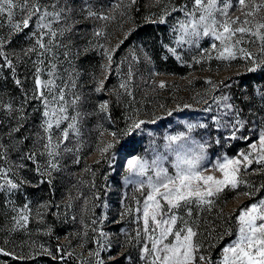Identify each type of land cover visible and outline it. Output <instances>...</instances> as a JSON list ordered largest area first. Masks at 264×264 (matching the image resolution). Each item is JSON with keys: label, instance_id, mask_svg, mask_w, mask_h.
Returning <instances> with one entry per match:
<instances>
[{"label": "snow or ice", "instance_id": "1", "mask_svg": "<svg viewBox=\"0 0 264 264\" xmlns=\"http://www.w3.org/2000/svg\"><path fill=\"white\" fill-rule=\"evenodd\" d=\"M152 4L159 11L145 16V23L168 26L167 36L157 37L158 51L141 44L118 57L117 52L138 26L129 28L124 38L111 46L107 23L116 19L117 12L124 23L133 21V9L139 11L138 0L109 4L105 0H0V80L11 78L19 92L18 102L16 97L7 103L0 100V112L15 121L5 133L7 142L0 136V193L14 213L8 231L27 230L30 223L31 201L16 207L12 199L23 194L25 185L39 188L47 184L51 190L56 173L63 171L65 157L73 164L81 163L85 124L95 116L99 119L94 151L114 171L119 145L127 154L123 181L132 187L131 203L124 193L118 217L110 223L128 220L133 227L116 229L124 237L121 251L106 260L101 253L113 246L112 233L102 227L108 216L91 219L80 235L87 237L94 225L91 231L96 234V247L88 251L91 259L80 264H264V196L260 195L264 181L256 184L247 179L264 176V75L251 84L231 76L219 82L207 78L206 93L196 101L206 105L203 109L189 103L177 104L174 109L160 105L169 117L185 109L211 114L206 121H182L183 131L165 134L163 151L147 125L164 117L153 113L149 119L141 118L134 94L136 80H143L138 77L139 66L154 65V55L164 63L174 60L189 68L204 64L207 70H211L212 60L222 62L225 68L240 60L246 72L238 76L264 74V0H152ZM90 21L102 25L94 26L88 34L83 25ZM5 28L7 31H2ZM17 37L19 51L10 47ZM205 40L209 41L206 47L202 44ZM91 53L100 57L97 65L77 64ZM22 65L30 76L21 77ZM4 70L8 76L3 75ZM161 75L164 73L154 68L150 71L152 77ZM113 76L118 84L109 87ZM144 82L153 90L168 86L163 80ZM85 85L91 87L86 91ZM101 94L112 99L92 103V96ZM206 96H211V103ZM121 106L122 127L104 128L101 121L116 124L114 111ZM33 117L35 122L29 126ZM197 130H203L199 140L193 135ZM106 133L110 140L103 139ZM144 133L153 139L143 154H136ZM240 143L245 147L239 148ZM12 151L20 152L19 163L11 161ZM37 157H43V162ZM26 162L34 166L35 184L19 177ZM83 171L92 174L91 186L95 188V170L86 165ZM104 179L107 181V175ZM110 190L106 183L105 194ZM226 190L236 192L233 199L243 196L253 202L239 208L238 214L237 210L226 213L227 201H222ZM92 199H101L98 191ZM87 200L85 197V207ZM52 206L49 201L38 208ZM95 207L108 205L102 202ZM37 215L42 219L43 213L37 211ZM86 243L83 240L80 247ZM128 249L135 250L136 256L124 254ZM57 252L59 257L40 245L28 256H19L0 247V256L16 260L46 255L63 261L64 249L58 246Z\"/></svg>", "mask_w": 264, "mask_h": 264}, {"label": "rangeland", "instance_id": "2", "mask_svg": "<svg viewBox=\"0 0 264 264\" xmlns=\"http://www.w3.org/2000/svg\"><path fill=\"white\" fill-rule=\"evenodd\" d=\"M129 28H131V24L129 22L122 24L114 33V35L110 38L111 46L116 45L120 40L124 38V32H126ZM209 41L205 40L202 42L203 46H207ZM255 50V49H253ZM216 64L223 65L222 62L212 60ZM213 62H210V65H212ZM235 64H240L238 66H235ZM154 68L153 65H149L148 72ZM207 68V66H206ZM208 69V68H207ZM203 70L200 73L196 71H192L191 73L187 74L186 76H176V75H169V74H164L161 76H156L157 81L159 82L160 80H163L166 82L168 85L164 89H159L156 88L153 90V86H151L149 83H139V85L136 86V91H135V97L141 95L142 93H145L147 95H150L155 99V101H149L148 98L144 99H139L136 97V100L138 103L135 105L136 107H139L141 109V118L143 119H149L150 116L155 113L157 116H162L164 117L163 119L159 120L157 122L158 128L153 130L152 132L154 133V136L156 137L155 144L158 146L160 151H163V144L164 140L163 137L165 134H175L177 132L183 131L184 130V124L182 121H189V122H197V121H206L207 117L211 114L208 113H203L202 111H193L191 109H185L183 112H174L173 116L171 118L166 115L164 109L160 108V105H164L165 108L167 109H174L177 104L183 105L185 103L192 104L196 109H203L206 107V105L200 103L197 104L196 101L200 99L201 96H204L206 93V90L208 88V85L204 83V81L207 78H212L213 80L219 82L221 80L227 81L228 77L233 75V74H240V73H245L246 69L243 66V61L237 60L233 61L232 66L229 68H211V70ZM219 69V70H217ZM156 71V69L154 68ZM264 74H252V75H247L248 79H245L243 82H247L249 84L253 83L255 80L260 79V76ZM186 77V79H185ZM87 77H84L82 79H86ZM196 79H201L200 82L194 83ZM151 80V79H150ZM191 81V83H190ZM85 88H90L88 85H85ZM87 89V90H88ZM86 90V91H87ZM199 93L200 95H197ZM219 93H217L218 95ZM206 98L209 100V103H211V96H206ZM141 104V105H140ZM150 106L148 110H146V107ZM145 109V110H144ZM93 118V119H92ZM98 117L92 116L89 117L88 120L86 121L85 128L87 130V143L89 147V165L92 163H96L97 160H102L99 152L94 151L95 145H96V137H97V132L95 131ZM103 123V127L106 129H109L110 131L116 130V127L107 123L106 121H101ZM165 123L166 127L162 128V124ZM203 130H197V132H194L193 135L196 139H201V132ZM205 139L207 138L206 136L204 137ZM105 141L110 140L111 137L105 134L103 137ZM153 139L151 137L150 141ZM149 145V144H148ZM147 145V147H148ZM103 144H101V147ZM142 150V148L139 146L137 149L136 154H143L145 150ZM245 145L243 143L239 144V148H244ZM117 155L116 159L114 161V171L113 169L110 168L109 171H107V181L105 179L102 182V185H110L111 190L105 194V188L101 189L100 186H95L93 188L91 178H93L92 174L89 173L87 176L89 177V180L84 179V171L82 168L79 171H75V174H73V182L71 183V186L67 188V190L61 189L59 184L53 185L54 190L58 189L56 195H54L53 199L50 201L52 203L51 209L53 211L51 212L52 215L53 213H58L59 215L56 217L58 218V223L63 224L66 221H70L75 225L74 223L76 220L78 221V224L80 226L74 227L73 230L70 229V239H71V245L70 249L74 253L73 257H77L80 261L85 260L88 261L91 258L88 256V251L89 250H94L96 245L93 242V238L95 237V233L91 231L90 226L88 229V235L87 237H83L82 234L84 231V224H90L91 219L96 218V217H101L103 215L108 216V220L103 222L102 227L104 228L105 231H108L112 233V249L109 252H104L101 253V255L107 260L109 256L113 255H118L121 251L120 245L122 241L124 240V237L116 231V229L121 228L118 227L119 224H112L110 221L116 219L118 217V213L120 211V199L121 196L124 193H127L129 196V203H131V194H132V187L130 185H125L123 181V175H124V165L126 162V153H123L120 151V147L117 148L116 150ZM232 154V153H230ZM150 155V153H149ZM93 168V167H92ZM95 170V169H94ZM87 173V172H86ZM92 176V177H91ZM21 177V176H19ZM250 181H253L256 184H259L260 182L264 181V176L261 175H253L250 177H247ZM88 184L87 186V194L86 196H81L79 193V189H77L80 184ZM103 190V191H102ZM243 190V189H241ZM238 190V191H241ZM99 192L101 199L100 200H93L92 199V194L93 192ZM23 192L25 193V189H23ZM137 195H139L137 193ZM261 196H264V190L261 191L260 193ZM0 196L2 197L0 201L2 200V205H0V217H2V221L0 223V247H4V245L8 244V240L12 239V237L18 235L19 233L23 232V234H26V230H17L15 232H10L8 229L11 227V217L14 215V213L11 211L12 205H8L7 203V197L0 193ZM236 196V192H231V191H225V193L222 196V201L226 200L227 205L225 207V212H232L233 210H237L238 214V209L252 203V200H249L246 197H239V199H233V197ZM15 197L14 196L12 199L14 201L15 205ZM88 198L87 200V205L85 207L84 204V198ZM259 197H257L258 199ZM23 203L25 200H28V197L26 194L23 196ZM29 201V200H28ZM102 202L107 203L108 207L107 208H102V207H95L93 208V205H100ZM21 204V206L23 205ZM71 205L69 208L68 205ZM58 205L59 207H55ZM20 206V207H21ZM50 209H47L46 211H49ZM42 210L40 209V213ZM33 213V211H32ZM31 213V217H32ZM34 217H37V212L33 214ZM75 216L76 219L72 220L71 217ZM83 221V223H82ZM127 224L123 227L128 230H131L133 227L132 224H130L127 220ZM51 228V224L47 225L46 231ZM48 240V239H47ZM83 240H86L87 243L83 248L80 247L81 243ZM7 241V242H6ZM48 242V241H47ZM69 242V240H68ZM67 242V243H68ZM47 247V246H46ZM217 249V253H218ZM217 253H214L216 255ZM125 254V253H124ZM134 256H136V252H134ZM122 258V257H120ZM6 260H1V264H6ZM127 264V263H126Z\"/></svg>", "mask_w": 264, "mask_h": 264}, {"label": "trees", "instance_id": "3", "mask_svg": "<svg viewBox=\"0 0 264 264\" xmlns=\"http://www.w3.org/2000/svg\"><path fill=\"white\" fill-rule=\"evenodd\" d=\"M114 0H105L106 4L112 3ZM127 2V0H125ZM137 7L139 8V11H136L133 9L132 16H133V21H129L131 24V28L137 27V30L133 32L132 36L129 37L127 41H125L124 45L121 46L120 50L117 52L118 57H122L127 54V51L129 48L145 44L147 47L151 50L158 51V44H157V37L158 36H167V27L165 25H152V24H146L145 23V16L149 15L150 13L153 12H158L159 8L157 6H153L152 0H138V5ZM116 19L108 22L106 26V31L109 34V40L110 38L114 35L116 30L124 24L123 20L119 16V13H115ZM178 15V14H177ZM102 25V22L96 21V22H88L83 25V27L86 29V32L88 34L91 33L92 28L94 26L99 27ZM2 31H7V28L3 29ZM19 38L17 37V40L14 41L13 45H11V48H15L17 51H19ZM80 43H83V41H78ZM155 64L153 65L156 71L164 73V74H169V75H176V76H186L187 74L191 73L192 71H196L200 73L201 71L205 70L208 68L207 65L201 64V65H193L191 68L180 65L176 63L174 60L169 61L167 63H164L160 61L158 58L155 57ZM100 60V57L96 53H91L89 57L87 58H81L80 60L77 61L78 65H83L84 67L90 68L92 65H97ZM211 66V68H224V65H219L216 64L214 61ZM240 64H235V66H238ZM207 66V68H206ZM149 65L147 64H141L139 66V72H138V77L142 76L143 80L137 79L136 80V86L139 85V83H143L144 81H150V79H155L157 81V78L150 76V73L148 72ZM4 76H8V70H4L3 72ZM20 75L21 77L25 75L30 76V72L27 68H25L23 65L20 68ZM230 77V76H229ZM231 77H236L238 78L241 82H243L247 78V75H240L238 76L237 74L231 75ZM201 79H196L194 83L200 82ZM158 82V81H157ZM30 83V80H29ZM118 84V78L116 76H113L109 79L108 81V86L109 87H115ZM88 87H91L88 85ZM88 88H85L87 90ZM16 97L17 102L19 99V92L15 88V86L12 84L11 78L7 80H0V100L3 102L7 103L10 98ZM137 97V96H136ZM112 99V97H105L103 94H101L99 97L97 96H92V103H94L96 100L99 99ZM139 99H144L148 98L149 101H155L153 97L150 95H147L145 93H142L138 97ZM125 102L127 101V97L124 98ZM141 105V104H140ZM89 107H91V103L89 104ZM139 108V107H138ZM151 108L150 106L146 107V110ZM145 110V109H144ZM122 115H123V106L120 108H116L114 111V116H116V124L113 125L117 128L122 127L123 125V120H122ZM174 115V114H173ZM152 116V115H151ZM150 116V117H151ZM171 118V117H170ZM0 119L4 120V124L0 125V136H3V139L5 142H7V136L5 133L7 132L8 128L11 127L15 121H9L6 116H4L3 112H0ZM93 119V118H92ZM35 122V117L29 120V126L32 125ZM166 125L165 123L162 124V128H165ZM158 126L155 124H149L147 125V129L149 131H153ZM85 135L84 139L86 141V146L83 148V150L80 153L81 157V163L79 165L73 164L71 162L70 157H65L64 160L62 161V168L63 171L56 173V179L54 181L55 185L56 183L60 185L61 189L67 190L68 187L71 186V183L73 182V174H75V171H79L82 168H84L86 165H89V147L87 143V130L86 128L84 129ZM151 137H149L146 133L142 134V143L140 147L145 149L147 145L150 142ZM120 146L118 145L117 148ZM20 157V152L19 151H12L10 153V159L11 161H14L16 163H19ZM41 162H43V157H37ZM27 163V168L22 170L19 173V176L26 178L30 181H32L33 184L36 183L38 177L36 172L33 170L34 166L32 165L31 162H26ZM0 164H3V161H0ZM93 169H95V186H100L101 189H104L105 186L102 185V182L104 180V177L107 175V171L110 170L109 166L107 163L104 162L102 159L100 163H94L90 164ZM89 172L84 173V179L89 180V177L87 176ZM92 177V176H91ZM91 181H93V178H91ZM88 184H80V186L77 188L79 189V193L81 196H86L87 194V186ZM25 193L23 194H17L15 197V206L20 207L21 204L23 203V196L24 194L27 195L28 200L31 201V208H32V217L30 218V223L27 226V230L25 231L26 234H23V232L19 233L15 237L13 236L12 239L8 240V244L4 245L3 248L7 249L8 251L15 252L19 256H28L30 253L36 251L40 245H43L46 248H49L51 251H53L57 257H59L60 253L57 252L58 246L64 249L65 252V258L63 261H61L59 258L56 260H53L51 257L48 256H40L35 259L29 258V259H20L16 260L13 259L12 257H3L0 256L1 260H6V264H80V260L77 257L73 256H67V252H72L70 249L71 245V239H70V229L73 230L74 227L80 226L78 224L79 220H76L73 225L70 221H66L63 224L58 223V218L56 215H52L53 209L49 208V211H46L47 209L44 208H38V206L44 202H49L51 201L56 195L54 188L50 190L49 185L43 184L39 188L37 187H32L30 185H25L24 187ZM103 191V190H102ZM2 197L0 196V199ZM2 200L0 201V205H2ZM40 209L42 210L41 212L43 213V217L37 216L34 217L33 214H35L37 211L40 212ZM2 221V217H0V223ZM127 220L123 221L122 224H119L118 227H124L127 223ZM51 224V232L46 231L47 225ZM78 224V226H77ZM48 239V240H47ZM69 240V242H68ZM48 241V242H47ZM68 242V243H67ZM128 252H131V254L134 256L135 250L128 249L125 251V254ZM122 259V258H121ZM127 262H125L126 264ZM1 264V263H0Z\"/></svg>", "mask_w": 264, "mask_h": 264}]
</instances>
